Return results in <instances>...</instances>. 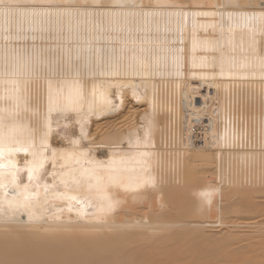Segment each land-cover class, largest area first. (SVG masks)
Returning <instances> with one entry per match:
<instances>
[{
	"label": "bare ground",
	"instance_id": "bare-ground-1",
	"mask_svg": "<svg viewBox=\"0 0 264 264\" xmlns=\"http://www.w3.org/2000/svg\"><path fill=\"white\" fill-rule=\"evenodd\" d=\"M9 2L20 7L8 31L0 29V97H8L0 107L15 113L20 141L43 151L44 168L29 181L34 149L12 153L16 191L27 185L37 195L26 205L22 195L13 201L12 188L0 190V264H125L113 234L139 220L143 229L165 221L156 213L180 192L183 198L173 197L196 200L181 219L195 215L197 227L207 216L204 204L215 208L223 199L236 201L227 204L230 211L251 215L234 217L246 223L230 225V233L228 217L210 221L215 229L207 239L218 236L200 251L189 252L169 233L165 240L181 254L155 250L157 263L264 264V208L247 203L259 197L264 204V0ZM6 57L14 75L3 77ZM70 90L77 94L74 108L58 107ZM45 133L57 139L42 149ZM144 151L154 186L136 189L147 175ZM91 169L104 182L118 172L128 186L107 189L118 202L111 212L101 211L103 201L87 183H61L68 172L87 179ZM189 186L196 188L190 193ZM166 193L168 203L160 201ZM240 225L257 228L236 231ZM159 228L154 232L165 229Z\"/></svg>",
	"mask_w": 264,
	"mask_h": 264
},
{
	"label": "rangeland",
	"instance_id": "rangeland-1",
	"mask_svg": "<svg viewBox=\"0 0 264 264\" xmlns=\"http://www.w3.org/2000/svg\"><path fill=\"white\" fill-rule=\"evenodd\" d=\"M67 130L64 132V133H62L63 134V136L64 137H67L68 135L70 136L71 134H70V132L68 131L67 133ZM48 134H50V133H48ZM65 134V135H64ZM44 135V134H43ZM48 136V138L47 139H51V140H53L54 142L56 141V139H57V136L56 135H47ZM68 136V137H69ZM41 137V136H40ZM40 139V138H39ZM22 143V142H21ZM33 142L32 141H28V142H23L22 144L25 146V147H28V151L27 152H29L32 148L29 146L30 144H32ZM19 146V145H18ZM26 151H21V153L22 154H26L27 153ZM203 173H205V175L208 173V170H206V171H204ZM210 173V172H209ZM213 172H211L210 174H209V176H211L212 177V175L214 176V173L212 174ZM208 176V177H209ZM192 187V186H191ZM190 186H189V192L191 193V191L192 190H195V188H196V186H193L192 188H191ZM174 189L175 188H173V190L172 191H174ZM187 189H185L186 190V192L188 191ZM191 189V190H190ZM171 191V190H170ZM188 192V193H189ZM169 193V192H168ZM168 193H166V195L164 196L163 195V197L162 198H160V201H163V200H165L167 203H168V199L169 198H167V194ZM173 194V193H172ZM172 194H170V195H168V197L170 196L171 198L169 199V202L170 203H168L167 204V207H168V209H167V211H165V210H163V211H160V212H158V213H156V215H158V216H161V217H164V218H166V220L165 221H163V222H160V221H155V223L153 224L152 223V225H150V226H148L147 228H145V229H143V225L145 224H143V222L142 223H139L140 222V220L137 222V223H135V222H132L133 224H131V222H129L130 224H131V228H129L130 227V225H129V227L128 228H126L124 231H122L121 233L119 232V233H114L113 234V239L114 240H117V248L120 250L119 251V257L117 256V258H119V261H120V258L122 259L121 260V262H123V263H125L126 261H128V262H126L127 264H167L165 261H163V262H156V259H155V257H153L152 255L154 254V251L156 250L157 252H158V254H161L162 256H167V255H170V256H172V257H176V256H179L181 253H180V250L181 249H176L175 247V245H174V243L172 242V244L171 243H169L168 242V240L166 241L165 239H169L170 238V236L168 237V234L170 233L171 234V237L173 236L174 237V235H175V237L174 238H176L177 237V239H180V240H182V242H185V245H187V247L189 248V249H187L186 247H185V249H187L189 252H191L192 250H194L195 248L196 249H198V247H199V249H200V247L201 248H208L209 247V245H212V244H215V242L213 243L212 242V244H211V239L213 240V239H216L217 238V236H218V234H215V233H217V232H215L214 233V235H213V237H212V231L215 229L214 227H213V225H214V223L216 222V221H212V220H218V218H225V217H228V221H227V228H226V230L227 229H229V226L230 225H232V224H242V226H243V224H245L246 223V221H244V219H239L238 221H236V222H234L232 219H234L235 220V218L234 217H236V218H238L239 216H244V217H246V216H250L251 214H250V211H249V213H245V214H247V215H245L244 213V215L242 214V215H240V213H234L232 210L230 211L229 210V205L231 206V204L233 205V203H235L236 201L235 200H233V201H231V200H229V203H227V204H229V205H227V204H225V203H223L224 201L226 202V200H224L223 199V201L221 200V201H217V200H215V201H217V203L218 202H222L223 203V205L222 204H220V203H218L219 204V206H218V204H216L217 206V209H219V210H215V208H214V206L212 207L211 205H210V203L209 204H204V206H205V210L207 209V213L205 214V215H207L205 218H204V220L203 221H201V222H199V228L197 227V226H195V224H194V222L191 220L192 218L194 219V217H195V215H193L191 218H189L190 216H188L189 214H187V219L186 218H183V219H181L182 218V215H186V213H187V211H189L188 210V207H189V209L192 207V205L194 204V202L196 201L195 200V198L194 199H186L185 201H179V199H175L176 197H179V196H181L182 198H183V196L186 194L185 192L184 193H182V192H180V194H179V196H178V194H173L174 196H175V198L173 197V195ZM184 194V195H183ZM191 197V196H190ZM189 197V198H190ZM181 198V199H182ZM219 198H223V197H221V195H217V196H214L213 197V199H219ZM163 199V200H162ZM173 199V200H172ZM175 199V200H174ZM233 199V198H232ZM235 199V198H234ZM178 200V201H177ZM189 200V201H188ZM193 200H194V202H193ZM259 200H261V199H259V197H254V199L252 200V201H250V202H247L248 204H249V207H251L254 203H258L257 205H259V209H262V208H264V204L263 203H260V201ZM193 203H192V202ZM235 201V202H234ZM172 202V203H171ZM181 202H183L182 204H181ZM186 202V203H185ZM187 202H190L189 204H188V207H186L187 206ZM232 202V203H231ZM179 203V204H178ZM172 204H173V207H172ZM172 207L171 209H170V207ZM212 207V208H214V209H210V206ZM227 205V206H226ZM224 206V208H222ZM209 207V208H208ZM187 210H186V209ZM228 208V210H226V209ZM173 209V212L171 211ZM223 209H225V212H224V210ZM204 210V211H205ZM221 210V211H220ZM174 211H175V213H174ZM184 211V212H183ZM257 211H259V210H257ZM181 212H182V214H181ZM205 213V212H204ZM147 214H151V212L150 211H148L147 212ZM250 214V215H249ZM173 215H174V217H173ZM178 215L180 216L181 215V217H180V219H177L178 221H176V218L178 217ZM127 216V215H126ZM183 216V217H184ZM238 216V217H237ZM176 217V218H175ZM243 217V218H244ZM123 218H125V215H124V217ZM122 218V219H123ZM172 218H175V219H172ZM189 218V219H188ZM231 218V219H230ZM262 217H259V218H257L256 220L257 221H259V219H261ZM171 219V220H170ZM184 219H185V222L186 223H184V222H181V221H184ZM172 220H174V221H172ZM179 220H181V221H179ZM186 220H188V221H186ZM192 223H191V222ZM210 221H212V222H214L213 224H212V222H210ZM257 221H255V222H257ZM247 222H249V223H255L254 221H247ZM129 223H127L126 222V224H129ZM190 223V224H189ZM138 224H141V226H139ZM143 224V225H142ZM194 224V226H195V228H193L192 226H190V225H193ZM210 224V225H209ZM220 223H218V225H219ZM122 227H123V225H124V223H121L120 224ZM189 225V226H188ZM212 225V226H211ZM254 225H256V224H254ZM247 226L246 227V225L244 226V227H246V229L245 230H248L250 227H252L251 228V230L250 231H253L254 229H256L257 228V226ZM124 226H126L127 227V225H124ZM216 226H217V224H216ZM159 228V227H163V228H165V229H162V230H164L163 232H162V230H161V233H159L158 231H155L154 232V228ZM211 227V228H210ZM213 227V228H212ZM244 227L242 228L241 227V225L239 226V227H237L235 230L237 231V230H240L241 231V229H243L244 230ZM197 228V229H196ZM210 228V229H209ZM248 228V229H247ZM132 229V231L130 232V230ZM160 229V228H159ZM168 229V230H167ZM126 230H128V232H126ZM165 230H167V231H165ZM212 230V231H211ZM226 230H225V234H229L230 232L227 230V232H229V233H226ZM234 229H233V232L235 231ZM248 230V231H249ZM126 232V233H125ZM156 232H158V234L156 233ZM209 232H211V236H209L208 238H211L210 240L209 239H207V234L209 233ZM214 232V231H213ZM126 234L128 235L129 234V236H127L126 237ZM154 234H156V235H154ZM169 234V235H170ZM173 234V235H172ZM141 235L143 236L142 238H140L141 237ZM216 235V236H215ZM129 237V238H128ZM137 237H139V239H140V241H139V239H138V241H137ZM168 237V238H167ZM126 238H128V239H126ZM143 241H142V240ZM148 239H150V242L149 243H146V241L148 242ZM165 241H164V240ZM175 241V240H174ZM217 242H216V245L220 242H218V240H216ZM180 242V241H179ZM247 242L248 241H244V242H242L241 244H237V246H241V245H246L247 244ZM177 243V242H176ZM181 243V242H180ZM183 244V243H182ZM215 245V246H216ZM219 245V244H218ZM221 245V244H220ZM175 246V247H174ZM236 245L234 246V247H237ZM216 247H221V246H216ZM118 249H117V251H118ZM198 249V250H199ZM182 251V250H181ZM197 251V250H196ZM200 251V250H199ZM153 253V254H152ZM117 254V255H118ZM112 255V254H111ZM114 255V254H113ZM115 255H116V253H115ZM125 261V262H124ZM125 263V264H126Z\"/></svg>",
	"mask_w": 264,
	"mask_h": 264
},
{
	"label": "snow or ice",
	"instance_id": "snow-or-ice-1",
	"mask_svg": "<svg viewBox=\"0 0 264 264\" xmlns=\"http://www.w3.org/2000/svg\"><path fill=\"white\" fill-rule=\"evenodd\" d=\"M20 5L9 2V0H0V29L5 32L8 31L12 20L18 15V9ZM55 7V6H53ZM68 7H72L69 5ZM84 7H88V5H84ZM7 38V37H6ZM10 75H14V72L9 71V65L7 61V57L5 58V64L2 76L8 77ZM0 99H8V97H0ZM77 100V94L70 90L68 96L63 100H58V107L62 109L74 108ZM51 111V108L49 109ZM18 124L16 123V115L10 108H2L0 107V190H6L12 188L13 192V201L16 200L17 196H23L25 204H30L32 202V197L37 195V193L28 192V186L24 185L23 192H17L16 190L20 188V185L17 183V169L14 163L11 161V156L13 152L19 151H28V147H25L18 136ZM149 133H145V145L147 146L150 143V140L147 139ZM31 140V137H29ZM47 143V134L45 133L40 137L41 148L46 147ZM139 144L140 142L137 141ZM19 145V146H18ZM34 150L31 152L32 155V167L27 169L28 180L31 181L33 179H40L39 173L40 170L44 168V158L42 150H35V144L29 145ZM9 160V163L6 165L3 163V160L6 157ZM51 155L53 158L55 157V151H51ZM142 156L145 158L142 161V168L146 176L138 178L135 182V188L139 189L142 186L153 185L154 186V178L150 173L147 172L150 167L151 154L149 151H144ZM7 169V171H5ZM95 179V185L92 184V180ZM61 183L65 188H70L72 186H80L84 183L88 184L89 189H96L98 197L103 201L101 204V211L111 212L116 203L110 196L107 194V189L110 186L116 187H124L125 190H128V186H126L121 178V175L118 172L110 171L107 174L106 182L103 181V178L97 174L96 169H91L87 173V179L83 175H76L73 172L66 173L65 176L61 177ZM45 191H47V187H45ZM10 193L8 191L4 192V196L7 197ZM60 195L66 199L76 200V196H69L66 193H60ZM210 193L206 194V196L210 197ZM13 201H9V206H11ZM2 203V202H0ZM0 211H3V208L0 207ZM31 218V217H30Z\"/></svg>",
	"mask_w": 264,
	"mask_h": 264
}]
</instances>
